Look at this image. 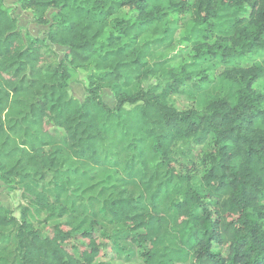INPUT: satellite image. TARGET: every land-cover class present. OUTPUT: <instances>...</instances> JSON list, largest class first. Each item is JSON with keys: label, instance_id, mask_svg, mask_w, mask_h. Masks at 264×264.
Segmentation results:
<instances>
[{"label": "trees", "instance_id": "trees-1", "mask_svg": "<svg viewBox=\"0 0 264 264\" xmlns=\"http://www.w3.org/2000/svg\"><path fill=\"white\" fill-rule=\"evenodd\" d=\"M18 3L47 30L24 37L0 0V181L26 199L18 217L0 203V264H264V63H236L264 53V0ZM170 13L200 61L180 70L149 61ZM69 67L90 70L83 100Z\"/></svg>", "mask_w": 264, "mask_h": 264}, {"label": "rangeland", "instance_id": "rangeland-1", "mask_svg": "<svg viewBox=\"0 0 264 264\" xmlns=\"http://www.w3.org/2000/svg\"><path fill=\"white\" fill-rule=\"evenodd\" d=\"M4 8L17 19L18 28L24 37L44 36L47 26L37 24L33 19L32 13L28 10L22 9L18 3V0H4ZM113 17L131 19L133 15L132 12H130L128 9H125L124 11L116 12ZM177 19L178 17L174 13H170L167 16L169 25L177 28L173 41L169 45H154L153 55L151 57H154V59H151V63L156 66V69L157 67L160 68L163 66L180 70L183 64L200 62L194 59V52L191 48V45L188 43L189 32L191 29L189 15H185L184 18L181 19L182 21L180 24L176 23ZM181 24H185L184 27L181 26ZM114 30V23L111 21L103 38L114 32ZM146 40H148V38ZM53 48L59 54V56L62 57L64 48L59 46H53ZM236 63L238 66L260 65L264 63V53L260 50L255 51L245 57H240ZM209 65L210 64L205 63L201 66L208 67ZM89 73V68L69 67V77L67 82L70 87V92L79 100H83L86 95L84 87L87 85V76ZM217 73L218 72L215 69L208 71V78L211 82L207 87L204 88V92L194 91L191 83L189 82L190 84L187 86V93L184 95H176L174 97L176 100V106L180 109H189L193 107L199 108L201 106V101L204 98V93L211 92L212 87L218 84L219 81ZM166 80V77L162 73H157L145 83V86L154 84L162 85L166 82ZM254 87L264 92V76L255 84ZM102 99L110 107H114V95L109 89H104L102 91ZM0 185V203L8 209H11L13 214L18 217L20 212L19 207L26 203V199L22 196V189L20 188V185L14 181H9L8 183H3L0 181ZM37 226L40 227L41 225L37 223ZM116 264H142V261L141 258L135 254L132 259H121L118 260Z\"/></svg>", "mask_w": 264, "mask_h": 264}, {"label": "clouds", "instance_id": "clouds-1", "mask_svg": "<svg viewBox=\"0 0 264 264\" xmlns=\"http://www.w3.org/2000/svg\"><path fill=\"white\" fill-rule=\"evenodd\" d=\"M101 39H102V37H101ZM151 59H154V57L153 58H150V62H151ZM204 101H202V103H203Z\"/></svg>", "mask_w": 264, "mask_h": 264}]
</instances>
